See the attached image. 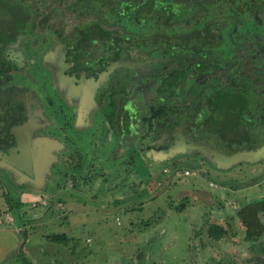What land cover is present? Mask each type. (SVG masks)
<instances>
[{
	"label": "flooded vegetation",
	"instance_id": "af4514ba",
	"mask_svg": "<svg viewBox=\"0 0 264 264\" xmlns=\"http://www.w3.org/2000/svg\"><path fill=\"white\" fill-rule=\"evenodd\" d=\"M147 133L176 172L251 163L217 167L204 149L264 146V0H0L1 203L11 191L51 198L44 207L92 184L135 186ZM104 189L90 194L95 210L118 208ZM263 201L236 206L240 231L220 200L216 211L208 204L185 264H264V209L255 227L241 210ZM228 222L224 236L209 235Z\"/></svg>",
	"mask_w": 264,
	"mask_h": 264
},
{
	"label": "rangeland",
	"instance_id": "374dc122",
	"mask_svg": "<svg viewBox=\"0 0 264 264\" xmlns=\"http://www.w3.org/2000/svg\"><path fill=\"white\" fill-rule=\"evenodd\" d=\"M261 161L243 163L245 166L243 171L238 168L236 169L235 166L232 169L228 168L224 171L218 168H209L208 171L202 173L197 172L189 176L181 175L177 179V182H174L169 189V198L161 195L159 199H151L148 206L153 207L156 204L163 205L169 199L177 202L179 198L177 197V185L182 187L189 183L194 188L218 193V195L225 193L227 190L228 196L218 199L220 201L232 199L233 204L225 203V211H220V213L224 214L223 212H226L230 216L233 230L240 231L242 230V226L237 222L235 213L236 206L240 207L251 199L264 196V158ZM224 172H227L226 179L232 182L233 188L230 187L222 190L220 187H212L215 184L217 187L219 184L212 181L213 184L211 185L209 182L211 180L216 182L220 181L224 177L222 176ZM73 193L75 194H64L67 197L64 200L66 202L65 204H45L47 207H43L44 204L42 203L44 201L48 203V198L46 197L40 198L39 200H30L29 203L22 205L20 213L24 215V224L28 227V231L25 234H23V231H20L22 229V223L17 219V224L14 214L7 210L5 204L0 202V264H29L27 260H31L33 264H55L59 261L63 262L62 264H185L183 258L189 257L190 255L189 242L191 233L193 237H197V232L195 231L196 233H194L192 227L189 229V226L196 221V217L202 211L207 209L205 203L202 204L198 197L193 198L189 196L181 200H188L185 201L187 202L186 209L181 213H177L173 209L174 211H168L166 217L161 213V210L154 215L152 214L151 217L155 219L162 217L165 220L169 216H173L174 219V221L168 223L170 224V230L168 232H170L171 236L173 235L174 241L168 243L163 237V239L160 238L159 241L153 243V234H143L139 230H135L136 232L134 231V234H125L123 231L119 232L121 226L128 220V215L122 209L115 211V208L108 207L107 212L96 213L92 208H96L100 204L98 199L88 197V192H85V196H83L84 193L83 195L79 194V197H77L78 193ZM82 197H86L88 202H83L81 200ZM77 199L81 202H76L80 209L69 213L68 217L70 222L74 224L73 231H75V235L78 237L81 245L79 243L76 251L72 252L70 251V245L67 247L62 244V241H52L50 243L43 236L45 235L47 238V234H42L39 231H51L52 229L55 231H66L65 225L60 226L58 223L62 219L61 215L63 214L61 212H69L68 205ZM105 201L107 200L105 199ZM169 203H172V201H169ZM213 211H216L215 207ZM45 213L46 215H44ZM15 214H17V210H15ZM116 216H118L119 221ZM148 216L149 211L137 212L134 223L138 227H142L143 222L147 220ZM186 216L188 221L186 220ZM201 220L205 221V223L207 222V215L205 213H203L200 222ZM51 222L52 225L49 227L48 224ZM200 222L197 220L195 228L200 226ZM68 232L70 235L73 233L70 229H68ZM86 235L88 236L86 237ZM70 240L73 241V238H70ZM56 247L58 248L55 250ZM139 250L145 253L141 259L137 257ZM154 252L156 253L154 259L158 262L152 261V254ZM177 260L179 261L178 263L176 262Z\"/></svg>",
	"mask_w": 264,
	"mask_h": 264
},
{
	"label": "crops",
	"instance_id": "0c3cea01",
	"mask_svg": "<svg viewBox=\"0 0 264 264\" xmlns=\"http://www.w3.org/2000/svg\"><path fill=\"white\" fill-rule=\"evenodd\" d=\"M139 126H141L140 131H139V134H141V132H143L145 127H144V125H139ZM128 128L123 129L125 133L128 132ZM186 132H188V131H186ZM133 133H134V131L132 133H130L132 135L128 134V137L133 136ZM159 134H160V132H159ZM181 134L183 135V134H185V132L181 133ZM187 134L189 135V133H187ZM153 141H154L153 135H151V137L149 136L146 138V140L144 142V146L142 144L143 149H145V151L143 150V156L140 160H138V162L136 164H134L132 166L131 173L137 172V170H139L140 173L143 174V175H141V177H139L140 181L138 182L137 185H135V186L130 185V183H128L129 179H125L121 182H118L116 184V186L112 182L110 184H108V186H105L104 184H101V183L92 184V187L89 190L91 192L89 193L87 190H85V192H88L89 194L87 196L90 197V194L92 195L94 192H96V191L98 192L99 191L98 189L105 190L104 188L107 189V188L111 187L112 191L109 194H112L118 198V199H116V202H117L116 204L117 205L119 204L118 208L115 207V204L110 202L108 205L106 203L104 208H101L98 210H95V208L93 207L92 208L93 211H95L96 213H103V212L105 213V212H107L108 207L115 208V211L122 209L128 215V220H126V223L121 226V229L119 230V232L123 231L125 234H130V233L134 234L136 232L135 230H139L140 232L142 231L141 233H143V234H145V233L153 234V238H154L153 243L155 241H159L160 238L163 239V237L168 241V243H171L172 241H174V237H173V235L172 236L170 235V232H168L170 230V228H169L170 224H168V223H171L172 221H174L173 216L172 217L169 216L167 219L164 220V218H162V217L155 219L154 217H151L152 214L154 215L156 212H158V211L160 212V210H161V213L166 217V215L168 214V211L173 210V209L175 210V212L181 213L187 207V205H186L187 202H185V201H188V200H184V201H181V200H183V198L189 197V196H192L193 198L198 197L199 201H201L202 204L205 203V206H207L209 204L210 207H213V208L216 207V210H217V204L216 203L219 202L218 198H220V197L226 198V196H228L226 189H228L230 187L233 188L232 187L233 185H232V182H230L226 179V177H225L226 175L222 179H220V181H218V182L211 180L214 183L220 184L217 187L215 185H213L212 187H215V188L220 187V189L226 190V192L221 194V195H218V193H212L210 191L200 190V188H196V187L194 188V186L190 185L189 183L186 186H182V187H180V185H177L178 186V189H177L178 190L177 191L178 196L177 197H179L177 202L174 201L173 199H169V201H172V203H169V201L167 200V202L163 205L156 204V205H153V207H149L148 203L151 199H153V200L159 199V196H161V195L167 196V198H169V191H170L169 189L171 188V186L174 182H177V179H179V177L181 175L182 176L183 175L184 176L190 175V174L185 175L183 173V170H180V172L174 171V167H173L174 162L173 161L165 162L166 160H171V159H167V158H169L168 157L169 155L166 153H161V151H158L157 149L154 150L153 149ZM155 143L158 144V141ZM148 146H151L149 151L147 149ZM145 164H147L149 166L145 167L144 166ZM193 165H194L193 163H186L184 165L185 166L184 168L192 169V168H194ZM157 166H158L157 170H159L161 172V174L162 173L163 174L162 175L160 174V175H158V177H155V178L152 177L151 181L146 183V184L143 183L144 180L141 181V178L144 177L145 171L148 168L152 169V168L157 167ZM203 166H204V168H203L202 172L207 171L206 169H208V168H205L207 166V164L203 165ZM154 171H156V170H153V172ZM103 190H101V191H103ZM11 192L13 193L14 199L10 200L4 204L6 205L7 210H9L11 213L14 214L15 219H16L15 221L17 224H18V220H17L16 215H15V210H17V213H19L18 215H21L22 220L25 223V217L23 214L20 213V208L25 203L27 204L30 202V200H34V199H29V198L26 199L25 198L26 196L23 195L22 198L20 199L21 201H19V199H18L19 196L14 191H11ZM82 192H83V190H82ZM85 192H84V195H83V193H81V195L85 196ZM45 194H49V192L47 191ZM43 197H45V196H43ZM48 199L50 200L51 198L48 197ZM53 200H54V198L51 200V205H56V203H52ZM81 200L85 203L88 202V199L86 197H82ZM220 202L223 205L222 211H224V209L226 208L224 205L225 203H229L230 205L233 204L232 199L223 200ZM263 202H262V206L264 205ZM65 203L66 202L62 201L61 204H65ZM78 203H81V202L79 201ZM66 205H68V204H66ZM75 205L78 208H75L76 207ZM188 205H189V203H188ZM68 206H69L68 209H70L69 212L68 211L67 212L66 211L61 212V214H63V215H61L62 219H61V222L58 221L60 226L65 225L66 231H63V230L62 231H55L52 229L51 231L50 230H48V231L43 230V231H39V232H42V234L46 233L47 235H49L50 233H57V232L65 233V235H67V239L62 241L63 242L62 244L66 245L67 247L70 245V251L73 252V251H76V248L78 247L80 241L78 240V237H76L75 231H73L74 224H72V222H70L68 215L71 212L78 211L80 208L76 202L70 203ZM144 211L145 212L149 211V216L147 217V220L145 222H143V224H142L144 226V227L143 226L142 227L145 231L142 229V227L137 226V228H133L134 224H136V223H134V219H136L135 216H136L137 212H144ZM203 212L204 211H202L201 214L196 217V221L193 224H190L189 229H191V227H192V231L194 230V232H195L202 227L201 222H204V221L201 220V222H200V219L203 216ZM223 213L225 214V218L230 217L227 215L226 212H223ZM44 215H46V213ZM116 218L119 221L118 216H116ZM186 220L188 221L187 216H186ZM197 220H198V222H200V226L198 228H195V225L197 224ZM118 221H117V223H118ZM62 223H65V224H62ZM48 225H49V227H51L52 222L49 223ZM25 227L26 226L24 224H22V229L20 227V229H21L20 231H23ZM68 229H70L73 232V233H71V235L68 232ZM27 231H28V229H27ZM43 236L45 237L46 240H48L45 235H43ZM87 236L88 235H86V237ZM69 237L73 238V241H71ZM86 237H85V239H86ZM49 242L52 243V241H49ZM58 242H60V241H58ZM80 245H81V243H80ZM57 248L58 247H56L55 250ZM137 249H139V248H137ZM43 251H45V250H43ZM143 251H144V249H143ZM32 256H33V254H32ZM62 263L63 262L59 261V262H56L55 264H62Z\"/></svg>",
	"mask_w": 264,
	"mask_h": 264
},
{
	"label": "water",
	"instance_id": "95a60500",
	"mask_svg": "<svg viewBox=\"0 0 264 264\" xmlns=\"http://www.w3.org/2000/svg\"><path fill=\"white\" fill-rule=\"evenodd\" d=\"M143 146H144V142L146 140L147 137H149L150 135L147 133L145 135H143ZM205 149L204 152L207 153V159L212 162V163H216L217 167H230L231 165L241 162V161H247V162H255V161H259L261 159L264 158V146L254 149V150H238L235 152H222L219 149L215 148V147H211L210 143H206L205 144ZM171 158V156H169ZM7 158V157H6ZM8 159V158H7ZM169 159V158H167ZM167 161V160H166ZM11 162V161H10ZM13 164L19 165L21 168H24L22 163L20 162H11Z\"/></svg>",
	"mask_w": 264,
	"mask_h": 264
},
{
	"label": "trees",
	"instance_id": "16d2710c",
	"mask_svg": "<svg viewBox=\"0 0 264 264\" xmlns=\"http://www.w3.org/2000/svg\"><path fill=\"white\" fill-rule=\"evenodd\" d=\"M185 167V166H184ZM184 170V169H183ZM262 206V205H261ZM259 206V208H253L250 205L248 206H244L242 207V211L245 214V223L248 224V227H255L261 224V222L258 223V213L263 211L264 209V205L261 207ZM19 213L15 214L16 218L22 223L24 224V221L22 220L21 215H18ZM25 225V224H24ZM230 226V223L228 222V225H222V224H218V223H214V224H209L208 226V233L209 235H211L214 238H220L222 236H224V234L227 231V228ZM28 227H25L23 230V234H25L27 232ZM47 239L49 241H64L67 239V235H65V233L61 232H57V233H50L49 235H47ZM145 255V253L143 251H139L138 253V258L141 259L143 256ZM147 255V254H146ZM150 256V255H149ZM29 262V264H33L31 260H27ZM153 262H158L157 260L154 259L153 257ZM178 263V261H176Z\"/></svg>",
	"mask_w": 264,
	"mask_h": 264
},
{
	"label": "built area",
	"instance_id": "2783aa9c",
	"mask_svg": "<svg viewBox=\"0 0 264 264\" xmlns=\"http://www.w3.org/2000/svg\"><path fill=\"white\" fill-rule=\"evenodd\" d=\"M198 171L197 170H191V169H188V168H184L183 170V173L185 175H188V174H196ZM211 185L213 184L212 181L209 182Z\"/></svg>",
	"mask_w": 264,
	"mask_h": 264
}]
</instances>
